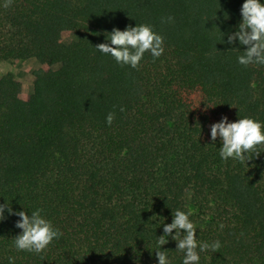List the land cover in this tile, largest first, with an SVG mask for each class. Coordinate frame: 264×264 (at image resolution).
<instances>
[{"label":"trees","instance_id":"obj_1","mask_svg":"<svg viewBox=\"0 0 264 264\" xmlns=\"http://www.w3.org/2000/svg\"><path fill=\"white\" fill-rule=\"evenodd\" d=\"M244 2L0 0V61L40 63L26 96L13 72L0 76V204L42 209L62 233L18 251L20 218L6 208L0 264H158L157 250L183 264L175 230L158 244L177 210L198 243L221 244L198 247L199 264H264V145L225 161L210 135L225 116L264 125V65H241L247 46L227 43ZM141 24L163 37L159 58L132 68L95 48Z\"/></svg>","mask_w":264,"mask_h":264},{"label":"clouds","instance_id":"obj_2","mask_svg":"<svg viewBox=\"0 0 264 264\" xmlns=\"http://www.w3.org/2000/svg\"><path fill=\"white\" fill-rule=\"evenodd\" d=\"M11 0H7L5 7L10 6ZM242 21L238 30L228 35L227 43L234 44L237 39L239 44L247 46L246 51L238 57V62L247 67L249 65H264V4L260 0H245L241 8ZM169 20L172 17L168 18ZM110 43H100L95 48L104 55H110L117 64L128 65L138 68L144 54L149 52L154 59L159 58L163 52V37L153 31L150 25L141 24L136 27L129 26L121 31L114 28L107 34ZM121 111H124L121 108ZM115 118L114 113H109L106 123L111 126ZM211 140L215 142L219 137L222 142L220 147V157L227 161L229 158L238 160L241 163L250 161L246 153L255 152L257 156L258 147L264 145V125L252 118L238 119L236 122H229L225 116L220 122L210 126ZM7 208L9 215L15 214L20 219L16 222V227L22 229V234L14 239L15 247L18 251L34 252L39 254L62 235L59 229L54 228L52 223L41 215L42 209H37L28 215L25 211L13 213L11 206L0 204V221L5 219L4 212ZM191 213L177 210L173 215L170 224H164V234L158 238L160 248L168 243L166 237L171 236L177 241V249L184 253L183 264H199L200 255L197 252L211 249L218 252L221 244L219 241L208 243H198L196 239V227L190 220ZM184 233L181 238V233ZM156 257L158 264H169L166 251L157 250ZM10 264H14L13 258Z\"/></svg>","mask_w":264,"mask_h":264},{"label":"rangeland","instance_id":"obj_3","mask_svg":"<svg viewBox=\"0 0 264 264\" xmlns=\"http://www.w3.org/2000/svg\"><path fill=\"white\" fill-rule=\"evenodd\" d=\"M77 39V34L73 31H65L62 34V41L69 43ZM40 66L35 58L22 60H4L0 61V76L7 71L14 73L15 77L22 83V96H26L33 91V71ZM60 64H55L52 68L57 69ZM264 148V146H263Z\"/></svg>","mask_w":264,"mask_h":264},{"label":"crops","instance_id":"obj_4","mask_svg":"<svg viewBox=\"0 0 264 264\" xmlns=\"http://www.w3.org/2000/svg\"><path fill=\"white\" fill-rule=\"evenodd\" d=\"M28 59H29V58H28ZM39 67H40V66H39ZM39 67H38V68H39Z\"/></svg>","mask_w":264,"mask_h":264}]
</instances>
